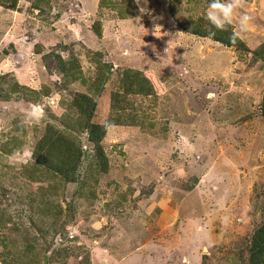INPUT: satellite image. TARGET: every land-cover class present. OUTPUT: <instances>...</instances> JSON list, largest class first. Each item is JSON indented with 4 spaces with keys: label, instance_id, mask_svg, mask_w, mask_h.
I'll return each mask as SVG.
<instances>
[{
    "label": "rangeland",
    "instance_id": "374dc122",
    "mask_svg": "<svg viewBox=\"0 0 264 264\" xmlns=\"http://www.w3.org/2000/svg\"><path fill=\"white\" fill-rule=\"evenodd\" d=\"M10 5L0 0V264H247L264 219V64L251 54L264 43V0H241L230 27L244 46L231 48L191 34L211 26L207 0ZM49 53L76 60L80 79ZM98 64L110 72L97 76ZM76 93L108 127V166H90L80 135L70 183L32 152L48 125L73 123Z\"/></svg>",
    "mask_w": 264,
    "mask_h": 264
},
{
    "label": "trees",
    "instance_id": "16d2710c",
    "mask_svg": "<svg viewBox=\"0 0 264 264\" xmlns=\"http://www.w3.org/2000/svg\"><path fill=\"white\" fill-rule=\"evenodd\" d=\"M105 1L106 0H100V5ZM207 1L209 3V0ZM49 2L50 0H47V3ZM16 3L17 0H12V5L10 6L14 8ZM129 3L130 2L128 1L125 2V4ZM41 4V1H37L34 3V5H32V7L39 8V5L41 6ZM125 12L123 13L129 15V10L125 9ZM92 31L95 35L100 36L101 23H95L92 26ZM210 32H215V35L210 37ZM191 34L203 38H209L214 42L221 43L222 45L229 48L244 46L242 40L236 35V33L232 32L230 26L221 31L215 30L211 26L205 29L204 25L200 24V27L194 28ZM251 54L254 58L259 59L264 64V43ZM47 56L49 60L52 59L55 61V65L58 66L61 73H66V75L70 74L69 77L73 78V80L80 79L82 73L79 65L75 64L76 60L73 59L74 63L73 61L72 63L68 60L64 61L60 54L55 55V53H49ZM94 57L100 58L101 55H95ZM48 58L46 59L48 60ZM103 65L107 66L104 67L99 64L96 66L95 74L97 76L102 77L104 73L110 72L111 66L109 64ZM101 77H99V79ZM102 82L103 81H99V83L96 85V88L101 86ZM91 85L93 87L94 84L91 83ZM142 86L147 88V93L153 92L150 83L143 84ZM23 91H26L24 87H19L18 84H14L12 94H18L19 92L21 93ZM117 94L118 93H116V95ZM3 99L7 101L9 99L8 95L4 96ZM96 107L97 105L94 98L86 93H76L69 102V109L72 110L74 114L75 112L77 114L71 119L73 123L67 120L69 124H66L64 119H67L69 115H65L66 118H64L62 121L66 124V130H64V133L58 131L51 125L46 127L44 134L39 140H37L33 148L32 160L34 166L46 168L48 171L50 170L55 175L60 176L65 181L68 180L70 183L77 182V172H79L84 158V152L82 150L79 137L80 135L86 134L87 141L92 145V149L94 150L93 155L90 157V166L95 164L96 168H98L100 172H106L108 165L102 146V141L105 138L108 127L107 125L98 124L92 121ZM121 108L122 106L115 109L112 108L113 110H116L114 115H116V119H118L119 122H121V119L118 118V114L119 112L124 111V109ZM35 167L33 171H35ZM247 264H264V219L260 227H258L253 234Z\"/></svg>",
    "mask_w": 264,
    "mask_h": 264
},
{
    "label": "clouds",
    "instance_id": "9594fccd",
    "mask_svg": "<svg viewBox=\"0 0 264 264\" xmlns=\"http://www.w3.org/2000/svg\"><path fill=\"white\" fill-rule=\"evenodd\" d=\"M241 7V0H209L205 10L204 18L215 30H225L233 22V18L237 10ZM251 17L242 14L238 18V26L241 32L248 30ZM215 32H210V37Z\"/></svg>",
    "mask_w": 264,
    "mask_h": 264
}]
</instances>
